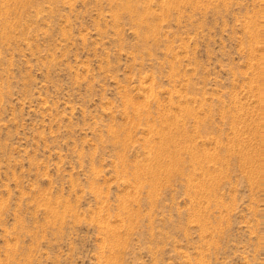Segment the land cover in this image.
<instances>
[{"label":"rangeland","instance_id":"rangeland-1","mask_svg":"<svg viewBox=\"0 0 264 264\" xmlns=\"http://www.w3.org/2000/svg\"><path fill=\"white\" fill-rule=\"evenodd\" d=\"M0 264H264V0H0Z\"/></svg>","mask_w":264,"mask_h":264},{"label":"bare ground","instance_id":"bare-ground-1","mask_svg":"<svg viewBox=\"0 0 264 264\" xmlns=\"http://www.w3.org/2000/svg\"><path fill=\"white\" fill-rule=\"evenodd\" d=\"M162 148V147H161ZM157 169V168H156ZM139 177V176H138ZM168 178V177H167ZM141 185V184H140ZM217 185V184H216ZM138 188V187H137ZM212 191V190H211ZM152 193V192H151ZM108 195V194H107ZM101 198V197H100ZM135 200V199H134ZM152 200V199H151ZM129 201V200H128ZM120 202V201H119ZM135 204V203H134ZM141 209V208H140ZM108 213V212H107ZM128 213V212H127ZM112 214V213H111ZM127 215V214H126ZM132 216V215H131ZM103 218V217H102ZM128 218V217H127ZM109 228H110V226H109ZM101 229V228H100ZM104 229H105V227H104ZM108 229V228H107ZM103 230V229H102ZM106 230V229H105ZM112 230H113V228H112ZM114 231V230H113ZM107 232V231H106ZM116 232V231H115ZM104 233V232H103ZM110 233V232H109ZM108 233V234H109ZM113 234H115V233H113ZM125 235V234H124ZM118 240V239H117ZM114 242V241H113ZM106 243V242H105ZM106 248V247H105Z\"/></svg>","mask_w":264,"mask_h":264}]
</instances>
